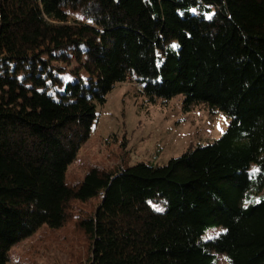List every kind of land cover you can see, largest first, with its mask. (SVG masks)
<instances>
[{"label": "trees", "instance_id": "1", "mask_svg": "<svg viewBox=\"0 0 264 264\" xmlns=\"http://www.w3.org/2000/svg\"><path fill=\"white\" fill-rule=\"evenodd\" d=\"M129 78L150 103L180 95L230 123L164 165L71 184L98 105ZM263 192L264 0H0V264L71 219L81 264H264Z\"/></svg>", "mask_w": 264, "mask_h": 264}, {"label": "rangeland", "instance_id": "2", "mask_svg": "<svg viewBox=\"0 0 264 264\" xmlns=\"http://www.w3.org/2000/svg\"><path fill=\"white\" fill-rule=\"evenodd\" d=\"M141 88L129 78L107 95L104 104L98 105L90 137L69 166L68 182H79L94 166L111 169L125 162L164 165L189 147L212 143L230 123L224 112H211L204 105L185 110L180 95L168 102L158 99L150 103ZM98 202L74 201L75 212L94 210ZM223 230L209 229L203 238H213ZM86 253L87 238L71 219L60 230L43 227L13 246L8 264H81ZM218 260L220 264H230L224 254H218Z\"/></svg>", "mask_w": 264, "mask_h": 264}, {"label": "snow or ice", "instance_id": "3", "mask_svg": "<svg viewBox=\"0 0 264 264\" xmlns=\"http://www.w3.org/2000/svg\"><path fill=\"white\" fill-rule=\"evenodd\" d=\"M211 17H209V19H210ZM256 171H259V170H256Z\"/></svg>", "mask_w": 264, "mask_h": 264}]
</instances>
